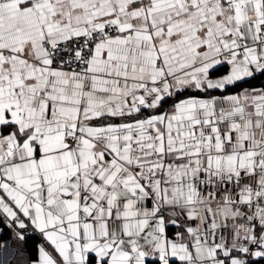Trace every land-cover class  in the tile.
I'll return each mask as SVG.
<instances>
[{"label":"snow or ice","instance_id":"1","mask_svg":"<svg viewBox=\"0 0 264 264\" xmlns=\"http://www.w3.org/2000/svg\"><path fill=\"white\" fill-rule=\"evenodd\" d=\"M257 75L264 0H0L11 239L43 237L32 264H264V88L210 94Z\"/></svg>","mask_w":264,"mask_h":264},{"label":"crops","instance_id":"2","mask_svg":"<svg viewBox=\"0 0 264 264\" xmlns=\"http://www.w3.org/2000/svg\"><path fill=\"white\" fill-rule=\"evenodd\" d=\"M228 71V68H227ZM224 72L222 74L212 75V78H216L219 76H222L227 73ZM251 88H264V79L262 81L261 85H254V86H244L240 89L234 90V91H225L222 93H218V90H212L210 92L211 95H228V94H236L239 93L245 89H251ZM185 95H188V93H184L181 96L176 97L175 99H182ZM172 101L169 100L165 103L164 108L166 109L169 107L170 103ZM5 222L2 217H0V232L4 233L6 232L5 236L0 235V244H8L9 246L6 248H0V264H32V261H35L38 258V241H36V258L34 260H31L28 258L27 253L24 249V240H12L13 231L11 229H4ZM177 231V228L174 226H169L167 229V234L169 236H173L174 233ZM18 249L19 255L14 256V252ZM155 257H149V259H152Z\"/></svg>","mask_w":264,"mask_h":264},{"label":"trees","instance_id":"3","mask_svg":"<svg viewBox=\"0 0 264 264\" xmlns=\"http://www.w3.org/2000/svg\"><path fill=\"white\" fill-rule=\"evenodd\" d=\"M227 71V66L226 65H220L217 66L215 70L211 72L212 75H217V74H222ZM264 79V76L257 75L254 79H246L241 82H237L234 85H229L226 89L224 90H218V93H222L225 91H234L237 89H240L244 86H254V85H261L262 81ZM4 229H9L4 225ZM6 232L2 233L3 236H5ZM36 241H38V237L36 234L33 235H28L25 237L24 240V249L27 253V256L29 259L34 260L36 258ZM149 264H158V261L156 258L149 259ZM173 264H177V262H173Z\"/></svg>","mask_w":264,"mask_h":264},{"label":"built area","instance_id":"4","mask_svg":"<svg viewBox=\"0 0 264 264\" xmlns=\"http://www.w3.org/2000/svg\"><path fill=\"white\" fill-rule=\"evenodd\" d=\"M33 234H36L37 235V237H38V244L39 245H41V244L44 243L43 237L38 232H34L31 228H29L26 232H24V236L25 237L28 236V235H33Z\"/></svg>","mask_w":264,"mask_h":264}]
</instances>
